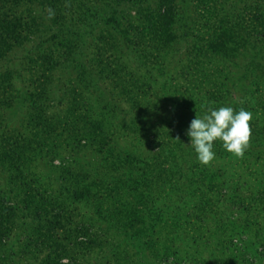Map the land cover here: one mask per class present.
<instances>
[{
	"label": "trees",
	"instance_id": "16d2710c",
	"mask_svg": "<svg viewBox=\"0 0 264 264\" xmlns=\"http://www.w3.org/2000/svg\"><path fill=\"white\" fill-rule=\"evenodd\" d=\"M21 1L14 0L11 4L17 6ZM24 1L28 5L39 2ZM41 1L54 8V3L59 0ZM99 1L103 0H76L85 12L89 10V3L94 4ZM104 1L114 6L127 4L131 8L137 7L138 3V0ZM219 1L225 3L227 0ZM7 4L3 1L1 7H6ZM170 4L171 0H168L162 7V14L159 17L168 18L167 23L163 24L160 21L163 27L157 36L158 43L163 47L169 46L177 39L171 31V25H174V7ZM110 11V15L104 20L106 24L109 20H113L112 8ZM72 13H69L68 18L70 22H76L72 19ZM0 15V59H3L15 47L21 46L28 37L20 36V29L27 25L21 22L20 17L15 18L12 23L5 19L7 16L5 13ZM83 17L84 20L88 19L85 13H82V19ZM11 28L15 31L10 32ZM4 33L11 34L5 36ZM162 33L166 36H161ZM74 34L70 32L71 36ZM72 39L65 37L55 41V45L62 48L59 57L43 55L40 66L44 68V72L47 71V76L43 74V78H39L37 83L36 80L32 82L35 88L33 86L29 96L40 95L41 101L34 107L36 115L30 117L29 134L24 135L21 127L12 128L10 134L13 135H0V173L6 178L4 185L0 181V264H30L28 255L30 253L33 255L34 252L38 255L37 253L45 249L48 252L40 260V264H96L97 262H94L98 256L96 258L90 256L93 251L101 255L99 259L102 261L97 264H200L202 261L197 262L198 256L194 255L195 260L187 255L179 258L175 250L165 245L164 250L159 249L157 244H160L162 237L156 236L158 242L152 244L151 235L154 229L160 230V227L166 224L175 229H187L194 223H203L202 215L210 216L212 226L216 229L218 224L214 223V217L222 214V206L230 211L228 217L231 212H236L238 217L229 218L227 223L223 224L224 227H219L220 230L226 233L229 229L231 231L234 228L239 229V235L243 237L252 231L254 236L262 233L264 230V113L261 112L260 117L250 121L251 137L243 156L238 157L227 152L221 142L216 141L214 144L216 156L212 161L203 164L194 160L187 162L182 168L181 165L185 164V160L179 155L189 141L182 124L175 120L171 124L173 129L170 130L168 126L171 125L167 119H163L161 125L154 124L153 119L148 124L145 123L140 111L151 105L142 104L138 97L147 95L150 85L146 82L132 81L130 73L122 66L120 60L115 63L112 62L113 59L107 58L106 63L103 64L97 57L87 58L89 59L86 62L87 70L79 71L77 82L71 87L67 86L71 88L74 97H68L65 101H61L60 98L52 102L48 100L53 89L48 79L51 71L74 61L72 56L74 52L77 53L75 49L79 46ZM129 39L123 37L126 44L131 43ZM237 41L235 36H229L222 27L218 34L209 37L205 50L198 51L208 52L225 60L235 59L241 49ZM132 48L136 47L132 45ZM127 73L128 77H126ZM137 79L135 76V80ZM130 81L134 83L131 84ZM102 82L107 83L104 88L106 87L108 93L112 95L114 93L115 96L113 100L115 104L110 108L100 104L98 90ZM134 88L139 93H134V90L132 92ZM220 89L205 93L200 100L197 96L192 111L201 115L208 106L218 108L224 106L228 98L233 99L232 92L220 91ZM253 92L256 94L257 91ZM254 93L252 98L255 97ZM127 101L130 108L124 111L122 105ZM45 102L48 106L44 105V109L40 108ZM246 102L245 100L234 103L232 107L237 111L240 108L246 109ZM261 103V109L264 110V98ZM48 107L51 108L50 112H46L45 108ZM247 108L254 110L253 107ZM116 111H121L123 117L113 126ZM152 129L159 131L155 133L151 131ZM122 136L128 140H138L141 146L147 147L153 154L148 159H141L137 151L117 146L114 138L118 139ZM60 146L73 154L84 152V155L99 156L100 163L96 166L100 168L99 173L84 171L82 163L75 158L72 160L62 158L61 165L53 167L54 155L59 152ZM41 159L54 170L57 169L55 180L60 183L69 182L68 185L73 188L70 191V202L95 203L93 216L97 222L73 221L72 214L74 216L78 214L66 208L67 198L65 195L63 197V189L57 188V192L48 190L42 176L32 171L36 165L35 161L41 162ZM226 161L228 163L224 164ZM215 163L219 165L215 166ZM252 164L258 165L256 168L258 172L252 171ZM226 168L230 169L229 173ZM240 168H244L241 170L243 172L247 170V175L253 177L256 183L255 189L251 190L248 186L249 182L241 180V175L236 174L237 169ZM221 169H225L226 172H222ZM182 178L187 181H182ZM151 184H159L161 191L169 198H165L161 204L160 201L154 200ZM170 196H176L175 201L169 202V199H172ZM167 211L173 216H166ZM24 212L30 213L38 223L30 230L23 250L17 257L16 252L9 248L8 238L11 232L18 228L17 220L27 215ZM206 224L204 223V227ZM225 237L224 241L229 243L225 248L235 246L236 242L234 244L232 242L233 237L229 235ZM238 240L244 242L245 248L253 247L252 252L264 261V237L260 238V246H255L254 241L250 242L243 238ZM129 241L132 248L134 247L136 260H129V254L116 252L117 247ZM218 242L220 245L225 243L219 239ZM192 243L197 245L196 237L192 239ZM106 247L109 248L110 258L102 256ZM258 247L263 249L258 251ZM237 252L242 254L240 251ZM231 254L233 255V252ZM63 258L67 260L62 262Z\"/></svg>",
	"mask_w": 264,
	"mask_h": 264
},
{
	"label": "rangeland",
	"instance_id": "374dc122",
	"mask_svg": "<svg viewBox=\"0 0 264 264\" xmlns=\"http://www.w3.org/2000/svg\"><path fill=\"white\" fill-rule=\"evenodd\" d=\"M3 1L8 3L6 7H1ZM13 1L0 0V13H5L7 15L5 19L12 23L15 18L20 17L21 22L27 24L20 29V36L28 38L21 46H17L9 52L5 58L0 59V135H13L10 134L11 129L21 127L24 135L29 134L30 117L33 114L36 115L34 107L41 101L40 95L29 96L33 86L35 88L32 82L36 80L37 83L39 78H43V74L44 76L47 74V71L44 72V68L40 66V63L43 62V55L59 57L62 48L57 47L55 41L65 37L73 38L72 40L79 47L75 49L77 53L74 52L72 63L70 62L62 68L53 69L48 76L50 85H53L50 96H48L50 102L57 98L65 101L68 97H74L70 87L77 82L79 71L87 70L86 62L89 60L87 58L97 57L102 60L103 64L106 63L107 58L113 59L112 62L115 63L120 60L122 66L130 73L132 81L146 82L150 85L148 94L142 98L138 97L142 104L149 103L153 108L147 106L143 111H140L142 112L140 113L141 118L147 124L151 119L155 120L154 124L157 123V125H161L163 119H167L170 125L176 120L180 121L186 132L191 120L196 116V112L192 111L195 108L194 99L198 96L200 100L205 93L219 88H221L220 91L232 92L231 95H233V99L228 98L224 106H232L234 103L246 100V109L252 113L253 120L260 117L261 112L264 113V110L261 109V102L264 98V0H227L225 3L219 0H171L170 6L174 7V25H171L172 23L170 25L172 26L171 31L177 36V39L174 43L164 47L158 43L157 36L162 31L161 22L163 24L168 22V18H159L162 14V7L168 0H138L137 7L134 8L127 4L114 6L103 0L94 4L89 3L88 12H85L76 0L56 1L58 3H54V8L41 0H38L40 3L32 2L30 5L22 0L17 6H12ZM69 2L70 6L68 7ZM111 8L113 20H109V23L106 24L104 20L106 16L110 15ZM69 13H72V19L76 22H70ZM82 13H85L88 19L84 20V17L82 19ZM29 27H31L30 30ZM222 27L226 29L229 36H235L238 40V47L241 49L235 59L225 60L220 56L203 52L209 37L218 34ZM13 31L15 29L11 28L10 32ZM70 32H74V36H71ZM165 33H162L161 36H166ZM9 34L4 33L5 36ZM123 37L124 39L130 38L131 43L126 44ZM132 45L136 48H132ZM200 49L203 51L199 53ZM76 62L82 64L83 67H80ZM128 73L126 77H128ZM135 76L138 78L137 80H135ZM132 81H130L131 84L134 83ZM105 84L102 82L98 90L100 104L110 108L115 104L113 102L115 96L114 93L113 95L108 93L106 87L104 88ZM133 90L134 93H139L135 88L132 89V92ZM254 90L257 91L256 94L253 92ZM36 91L38 90L36 89ZM253 93L254 98H252ZM62 103L61 106H63ZM44 105L48 106V103L45 102L40 108H43ZM247 107H253L254 110ZM122 108L124 111L130 108L128 101L122 105ZM45 109L46 112L51 110L49 107ZM118 112L116 111L114 114L116 119L112 123L113 126L118 124L123 117V113ZM111 125L109 127H113ZM25 127L26 129H24ZM168 129H173L172 125L168 126ZM151 131L154 132L155 129ZM114 141L121 148L137 151L141 159H148L153 154L147 147L141 146L138 140H128L122 136L118 139L114 138ZM189 142L190 140L179 155L181 159L185 160V164L181 165L182 168L187 162H194V160L200 163L194 150L188 146ZM181 154L186 155L181 156ZM98 157L94 154L84 155V152L73 154L60 146L59 152L54 155L52 165L56 168L61 165L62 158L65 160L75 158L82 163L84 171L90 172L91 170L95 174L100 171V168H96L100 163ZM42 160L41 162L35 161L36 165L32 171L42 176L48 190L63 189V197L65 195L67 198L66 208L68 211L78 214V216L72 214L73 221L86 223V221L92 220V222H97L93 216L95 203L70 202V191L73 188L68 185L69 182L60 183L55 180L57 169L54 170ZM227 163L228 161L224 164ZM217 165L219 164L215 163V166ZM257 166L252 164V171L258 172ZM242 169L244 168L237 169L238 173L236 172V174L241 175V180L249 182L248 186L251 190L255 189L256 183H254L253 177H249L246 173L247 170L243 172ZM221 170L226 172L225 169ZM226 170H229L228 173L230 172V169L226 168ZM0 181L3 182V185L6 181L1 173ZM182 181L187 180L183 179ZM150 189L153 191L154 200L160 201V204L165 198H169L161 191L162 188L159 184H151ZM170 198L172 199H169V202H172L175 201L176 196H170ZM221 208L223 209L222 214L214 217V223L218 224L217 230L212 226L211 217L202 215L203 223H194L187 229H175L167 224L160 227V230L155 227L156 229L151 235L153 238L151 243L158 242L155 237L161 236L160 244H157L159 249L164 250L163 246L165 245L169 249L175 250L179 258L187 255L195 260L194 255L198 256L197 262L202 261L200 264H264V261L252 252L253 247L245 248L244 242L238 240L243 238L250 242L254 241L255 246H260V238L264 237V230L255 236L254 231L246 233L244 237L239 235V229L235 228L232 231L230 229L227 231L226 228L227 232L225 233L219 227H224L223 224H226L229 218H237L238 214L231 212L228 217L230 211L227 210V207L222 206ZM25 213L27 215L21 216L22 218L17 220L18 228L12 231L8 238L9 248L16 252L17 257L23 250L30 230L38 223L36 218L30 216V213ZM169 214L170 212L167 211L166 216H173ZM204 223H207L205 227ZM227 235L233 237V244L236 242L235 246L229 247L230 249L225 248L229 244L224 241ZM194 237H196L197 245L192 243ZM218 239L225 243L220 245ZM133 248L129 241V243L126 242L121 247H117L116 252L129 254V260L132 261L136 258ZM258 248V251L263 249L262 247ZM232 249L234 251H231ZM103 251L102 256L110 258L109 248L106 247ZM47 252L48 250L45 249L41 253H37L38 255L35 252L33 255L30 253L28 255L30 264H40V260ZM96 253L93 251L90 256L93 255L95 258L98 256L94 263H100L102 260L99 259V256L101 255ZM66 260L63 258L62 262Z\"/></svg>",
	"mask_w": 264,
	"mask_h": 264
},
{
	"label": "clouds",
	"instance_id": "9594fccd",
	"mask_svg": "<svg viewBox=\"0 0 264 264\" xmlns=\"http://www.w3.org/2000/svg\"><path fill=\"white\" fill-rule=\"evenodd\" d=\"M251 120L252 113L244 108L237 111L232 106H208L191 120L186 131L190 140L188 146L203 164L215 158L216 141H220L227 152L243 156L250 142Z\"/></svg>",
	"mask_w": 264,
	"mask_h": 264
}]
</instances>
